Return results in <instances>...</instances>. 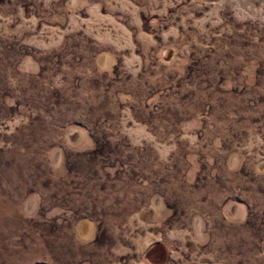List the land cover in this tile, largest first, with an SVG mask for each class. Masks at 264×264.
<instances>
[{"label":"rangeland","instance_id":"374dc122","mask_svg":"<svg viewBox=\"0 0 264 264\" xmlns=\"http://www.w3.org/2000/svg\"><path fill=\"white\" fill-rule=\"evenodd\" d=\"M0 264H264V0H0Z\"/></svg>","mask_w":264,"mask_h":264}]
</instances>
